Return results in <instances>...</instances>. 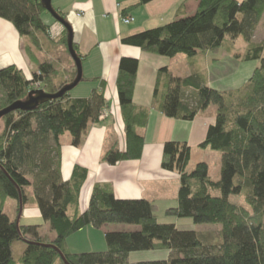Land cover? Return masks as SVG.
Segmentation results:
<instances>
[{
	"label": "trees",
	"instance_id": "16d2710c",
	"mask_svg": "<svg viewBox=\"0 0 264 264\" xmlns=\"http://www.w3.org/2000/svg\"><path fill=\"white\" fill-rule=\"evenodd\" d=\"M137 1L135 7L155 0ZM195 1L198 10L193 16L122 42L171 59L181 55L194 59L200 54L213 57L224 50L236 60L259 62L245 89L233 94L205 85L198 74L179 78L167 68L160 71L155 90L156 100L165 92L161 110L168 118L192 121L210 106L217 108L216 123L200 148L221 154L220 180H212L204 162L188 171L192 149L186 143L164 145L162 168L180 175L178 206L166 214L190 218L196 225H221V242L208 245L195 230L160 223L154 203L118 200L108 184H96L87 210L80 212L88 171L75 166L70 181L63 180L61 139L70 136L78 148L90 127L100 122L107 105L102 83L88 98L73 99L68 93L32 111H13L1 120L0 264H264V43L253 42L264 20V0ZM0 18L11 22L38 49L43 38L51 40V23H57L41 0H0ZM240 38L248 45L243 53L235 49ZM60 43L67 47L65 28ZM75 49L78 52L76 45ZM55 67L53 60L46 59L31 80L15 66L0 69V111L25 100L36 84L43 85L48 94L62 90L70 81L60 78ZM71 69L73 81L75 65ZM138 71L137 59L120 61L117 90L127 146L124 151L116 147L104 155L103 162L111 166L141 159L145 148V139L138 131L147 127L149 111L133 101ZM190 88L195 90L193 96L186 95ZM233 196L244 203L232 202ZM20 199L24 207L37 205L49 227L46 233L43 225H17V219L8 214V201H16L19 209ZM108 225L139 229L105 233L106 250L101 252L69 249L68 240L77 233ZM17 242L23 243L24 250L16 257ZM147 251H168L169 255L164 260L131 262L133 253Z\"/></svg>",
	"mask_w": 264,
	"mask_h": 264
},
{
	"label": "crops",
	"instance_id": "0c3cea01",
	"mask_svg": "<svg viewBox=\"0 0 264 264\" xmlns=\"http://www.w3.org/2000/svg\"><path fill=\"white\" fill-rule=\"evenodd\" d=\"M52 3L73 27L75 45L83 58L84 81L70 93L71 97L73 99L88 98L94 91L100 90L103 83L105 84L106 108L110 112L109 118L90 127L80 147H74L68 135L61 139L63 180L70 181L75 166L83 167L88 171L79 200L80 212L87 210L94 186L108 184L113 188L118 200L150 201L158 207L157 215L160 223L175 224L178 227V220L168 216L166 212L178 206L180 175L162 168L164 145L167 142L188 144L192 149V160L195 157L194 154H210L211 149L202 150L200 145L206 140L209 128L216 123L217 110L209 107L206 111L200 112L192 121L168 118L161 110L165 92L161 91L156 100L155 90L160 71L164 68L179 78L198 74L202 77L203 83L212 88L213 84L210 81L213 79V71L210 72L212 66L207 67L206 63L207 68H202L198 61L199 56L185 60L181 55L171 59L124 45L122 41L146 30L166 25L178 18L193 16L198 10V3L195 0H155L137 7H135L137 0H52ZM127 9L130 10L125 14ZM129 17L134 20L127 24L124 19ZM51 25L50 30H53L56 36L63 34L61 24L51 23ZM51 40H48L50 44L53 43L51 45L56 44L50 42ZM43 41L41 42L42 48ZM253 42L264 43V20L258 26ZM201 57L210 60L212 56L204 54ZM225 57L229 60L234 59L228 55ZM123 58H133L139 61L133 101L137 107L147 109L149 115L147 127L138 131L145 139L141 159L123 161L111 166L103 162L104 155L116 147L124 151L127 146L125 122L117 90L119 66ZM46 59V54L34 47L28 38L22 37L11 22L0 18V69L15 66L31 80L34 73L38 71L39 65ZM232 61L236 63L233 67L235 69H238L241 63L248 64L236 59ZM192 64L198 65L193 72L190 69L181 71V66H192ZM68 66L72 68L71 62ZM194 93L195 90L190 88L186 95L193 96ZM188 171L191 172L192 169L188 167ZM29 193L33 195V190L31 189ZM13 203L14 201H8L7 207ZM31 206L33 207H31L32 214H29L30 206L26 207L19 224L43 225L47 230L46 226L41 224L43 219L37 205L33 203ZM18 217L19 215L17 220ZM92 229L94 228L88 227L79 233H86V231L95 233L96 231ZM138 229V227L133 229L132 226L126 225H108L100 230H94L99 231L97 233L102 243L103 235L107 232H130ZM72 242L70 238L68 240L69 249L77 253L106 250L105 242L97 249L90 244ZM14 248L24 250L17 243ZM149 252L159 253V258L165 259L169 255L168 251ZM148 255L151 254L148 253Z\"/></svg>",
	"mask_w": 264,
	"mask_h": 264
},
{
	"label": "rangeland",
	"instance_id": "374dc122",
	"mask_svg": "<svg viewBox=\"0 0 264 264\" xmlns=\"http://www.w3.org/2000/svg\"><path fill=\"white\" fill-rule=\"evenodd\" d=\"M59 24V23H58ZM61 26V25H59ZM62 27V26H61ZM64 30V28H63ZM56 33L52 32L50 33V37L52 38V40L50 42H54L56 44L51 45L53 43H49L48 40H45V38H43V40H41L40 42L43 41V48H42V44H41V52L45 53L47 56V59H51L55 62L56 65V70L59 72L60 78L63 77V79L71 81L70 78V68L68 66V64L71 62L72 67L74 66V62L72 61L67 47H65L62 43H60V38L62 36V34L60 36H56ZM42 38V37H41ZM227 40L229 41L230 38L227 37ZM228 43V42H227ZM226 43V44H227ZM248 47V45L246 44V42L243 39H238V41H236V47L235 49L237 51H239L240 53H243L244 50H246ZM182 58H185V60L187 59L186 56L182 55ZM202 54L199 55L198 57V61L201 63V67L202 68H207L208 65L212 66L210 68V72L213 71V79L211 81V83L213 84L212 88H215L225 94H233L234 92L238 91V90H244L246 83L249 77H251L252 72L254 71V69L256 67L259 66V62H253V63H248V64H244L241 63L240 66L238 67V69L233 68L236 63L232 60L227 59L226 53L223 51H221L220 53H218L217 55H213V57L209 59H206ZM207 61V62H206ZM234 64H233V63ZM206 63H207V67H206ZM198 65H194L192 64V66H181L180 69L181 71L185 70V69H190V71L192 70V72L194 71V68H196ZM208 70V69H207ZM238 75V76H237ZM240 75V76H239ZM247 78V79H246ZM244 79H246L244 81ZM44 86L40 85V87L38 89H43ZM36 89V87H35ZM236 89V90H235ZM231 90V91H230ZM236 97H238V95L235 94ZM211 108H215L216 106L212 105L210 106ZM0 126H1V132L3 130L4 124L3 121H0ZM195 157L194 159L190 161L189 164V168L192 169V171L197 167L198 164H200L201 162L207 163L209 166V174L210 177L212 178V180L218 181L221 178V167H222V156L220 153L215 152V151H211L210 154H194ZM191 171V172H192ZM231 201L234 203H240L243 204L244 200L242 201V199H240L239 197H231ZM31 208L32 206L29 205ZM26 207H24L25 210ZM33 208V207H32ZM32 208L29 209V214H32ZM19 211H20V206L18 209V204L16 201H14L13 205H9V207H7V212L9 215H13L16 219V217L19 215ZM175 219L178 220V227L180 229H185V230H195L197 231L203 238V241L208 244V245H217L218 243L221 242V238H222V226L217 224H203V225H196L192 219L190 218H177L175 217ZM44 224V221L43 223ZM45 225V224H44ZM46 228L48 229L49 227L47 225H45ZM126 226H132V225H126ZM133 229L136 228V226H132ZM93 231H96L95 233H93L92 231L89 233L88 231H86V233H78L76 235H74L72 238L74 244H87V245H91L94 249H97V247H100V244H102L103 242H105V234L103 235V241L101 243V239L100 235H98L97 230L92 229ZM43 233H46V229L43 228ZM87 235V236H86ZM91 242V243H90ZM19 244H23L21 242H17ZM106 244V243H105ZM88 249V248H87ZM87 251V250H86ZM150 253L151 255L147 254ZM22 252L19 248L15 249V256L17 257L18 255H21ZM139 254H143V255H139ZM160 254L159 253H151L149 251L147 252H136L133 253L130 257L131 262H139V261H152L154 259H165V258H159Z\"/></svg>",
	"mask_w": 264,
	"mask_h": 264
},
{
	"label": "water",
	"instance_id": "95a60500",
	"mask_svg": "<svg viewBox=\"0 0 264 264\" xmlns=\"http://www.w3.org/2000/svg\"><path fill=\"white\" fill-rule=\"evenodd\" d=\"M41 4L44 10L48 12L52 16V18L57 23L61 24L67 31V50L76 68V78L56 94H48L43 89L33 90L32 92L29 93V95L25 100L19 101L13 104L12 106H10L9 108L0 111V121L6 115H8L13 111H17V110L32 111L44 103L61 99L66 94L71 93L73 90H75L84 81L83 59L75 49V34L73 27L68 22V20L54 8L52 0H41ZM0 130H1V126H0ZM23 212H24V206L22 200L20 199V211L17 220V225H19V220L22 217ZM66 264L68 263L66 262Z\"/></svg>",
	"mask_w": 264,
	"mask_h": 264
},
{
	"label": "built area",
	"instance_id": "2783aa9c",
	"mask_svg": "<svg viewBox=\"0 0 264 264\" xmlns=\"http://www.w3.org/2000/svg\"><path fill=\"white\" fill-rule=\"evenodd\" d=\"M133 20L134 19L132 17H129V18L125 19V23L130 24L131 22H133ZM40 85L41 84H36L35 85L36 89H38L40 87ZM109 117H110V112H109V110L107 108H105L103 110V112L101 113V115H100V120L103 121V120H106Z\"/></svg>",
	"mask_w": 264,
	"mask_h": 264
},
{
	"label": "bare ground",
	"instance_id": "6f19581e",
	"mask_svg": "<svg viewBox=\"0 0 264 264\" xmlns=\"http://www.w3.org/2000/svg\"><path fill=\"white\" fill-rule=\"evenodd\" d=\"M64 28V27H63ZM52 32V31H51ZM101 121V120H100Z\"/></svg>",
	"mask_w": 264,
	"mask_h": 264
}]
</instances>
